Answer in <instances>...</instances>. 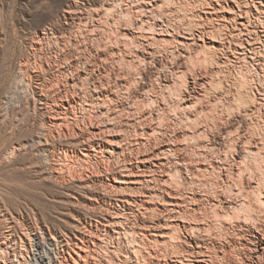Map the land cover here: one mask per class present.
<instances>
[{"label": "bare ground", "instance_id": "bare-ground-1", "mask_svg": "<svg viewBox=\"0 0 264 264\" xmlns=\"http://www.w3.org/2000/svg\"><path fill=\"white\" fill-rule=\"evenodd\" d=\"M176 1L74 0L32 37L34 54L54 37L52 56L33 68L14 60L0 138L16 113H32L36 131L0 139V167L31 151L44 181L84 191L60 201L85 218L75 236L30 215L23 224L0 189V264H264V176L245 166L264 140L248 150L226 123L264 113V75L247 88L232 60L264 72V0H199L204 19L170 33L156 14ZM109 12L111 32L79 31Z\"/></svg>", "mask_w": 264, "mask_h": 264}, {"label": "rangeland", "instance_id": "rangeland-1", "mask_svg": "<svg viewBox=\"0 0 264 264\" xmlns=\"http://www.w3.org/2000/svg\"><path fill=\"white\" fill-rule=\"evenodd\" d=\"M73 1L74 0H0V78H1L0 79V93H1L0 96H3V93L5 92V89H6L5 84L10 77V73L12 72V70L14 68V62L17 60V57H18V59L21 58L22 60H27L29 67L33 68L35 66V64H38L42 59L45 60V59H48L52 56L53 50H54L52 47H55V46H53V44L56 41V39L54 37L51 39L50 42L44 43L42 51H39V52L37 51L36 52L37 54L36 53L34 54L35 51L33 49H31L32 37H33L35 31L37 30L36 28L39 29L40 26L41 27L44 25H47V26L48 25H54L55 26V24L60 25L61 21L58 19V16L56 14H62L63 10H65L70 4H72ZM86 1L90 2L92 5H94L96 7H97V5L99 6V4H100V0H86ZM178 1H176L175 6H174V3H172V5H170V3L168 5V2L165 3V5H168V6L163 5L164 9L166 8L165 9L166 11L162 8V11L157 12V14H156L158 16L160 13L159 18L161 19V23H163V21H164L163 24L166 23L167 26L169 25L170 28L167 27L166 25L164 27H166L165 29L167 31H169V32L171 31L170 33H173L174 31H176L177 30L176 28H183L184 25L187 26V23L189 24L188 26L193 25L192 22H194V24H196V22H197L196 19L199 18L198 20H200L204 17L203 14L200 12V9H198L199 6H201V2L199 0H197V1L196 0H188V1L187 0H178ZM205 1L203 0L204 5L207 3V0H205ZM203 2H202V6H203ZM181 10H184V11H181ZM161 12L162 13L165 12V13H163V15H162ZM110 13L111 12H109L107 14V16L105 15V17L103 16L105 19L101 18L102 23H105V24L98 25L100 27H98L96 25L97 22L94 21V18L90 17L88 19L87 23H83L81 25L79 31L84 33V34H87L88 32H91V30L94 28L93 32L91 34H93L94 37H96V39H97V35H98L99 31H102L105 29L104 32H106V33L111 32L110 27L112 25V23H111L112 22V14H110ZM184 13L185 14L187 13V14L185 15ZM156 15H155V17L158 18ZM196 15L199 17H197ZM193 16H195V17H193ZM161 17H163V18H161ZM192 18H193V20H192ZM92 19H93V21H92ZM190 20H192V22ZM173 21H174V25H173ZM92 23H93V25H91ZM180 23H182V24H180ZM176 25H178V26L176 27ZM95 26H96V28H95ZM172 26H173V28H172ZM101 27H103V28H101ZM227 31H229V29H227ZM216 32H218V31H216ZM219 32H222L221 34H223L225 32V30L223 29L222 31L220 30ZM261 48H263V47H261ZM197 54L196 53L194 55L192 54V57L195 58L196 60H199V59L201 60L202 54H201V56H200V54H198V55ZM198 56H199V58H198ZM173 58H176V57H173ZM232 60H234L233 62H234V64H236V67L240 66V64H241L242 68H240V69L242 70V73L245 72L247 74V75L245 73L239 74V75H242V77L244 75L247 76V77H244V79L247 80V81L245 80L246 82L244 81L246 83L244 86H247V88H248V85L250 87L263 85V82H261V81H262V77H263L262 74L264 75V72L261 71V69L254 66V64L251 65V63L238 62L237 58H235V57H233ZM151 66H153V68L156 69V72L159 69L156 67L155 62L151 63ZM158 66L161 68V66L159 64H158ZM2 68H4L5 71H3L4 69H2ZM240 69H239V71H240ZM259 70H260V73H259ZM163 72H164V70L162 69V73ZM6 74H8V75H6ZM257 74L259 75V77ZM52 75L54 77H56L57 79H62L64 77V72L60 68L59 63H58V67L56 68V70L53 72ZM249 77H251V78H249ZM47 80L49 81V78ZM247 83H249V84H247ZM1 91H3V92H1ZM16 109H17V107H16ZM29 114H27L26 116H21L19 113H16L14 115V117H12V118L10 117V119H7L5 121L4 130L1 133L2 135L0 138L3 141V142L1 141L2 143H4V141L5 142L10 141L9 143H11V142L15 141L16 139H19V137H23L22 135L27 136V135L32 134L36 131V130H34V128H36V127H35V124L33 122L34 121L33 115H32V113L30 115ZM255 114H257V115H255ZM249 117H250V119H248V121L245 125L243 123L242 125H239V126L237 125L238 123H236V121L233 122V120H231V122H230L229 120L228 121L226 120V123L229 127H232L233 130H236L238 128L237 130H239V132H241L240 134H242V137L245 136V138L243 137V140H245V143L247 142L246 145L244 144V146H246V148H247V146L248 147L253 146L250 143L255 144V142H260L261 139L264 140V136H263L264 135V128H263V126H264V122H263L264 121L263 120L264 119V113L260 112V111L255 112ZM249 120H250V122H249ZM8 121H10V122H8ZM28 123H30V124H28ZM18 127H20V128H18ZM31 127H33V128H31ZM23 128H26L28 130L23 129ZM17 129L20 130V132ZM22 131H23V133H21ZM9 137H10V140H9ZM250 137H252L254 140ZM249 138H250V140L247 141L246 139H249ZM250 141H252V142H250ZM8 142H6V143H8ZM250 154H252V153H250ZM255 155H253V154L252 155H249V154L246 155V159H245L246 160L245 166L247 167V168L245 167L246 171L247 172L251 171L252 174L255 173L254 174L255 177L256 176L259 177L261 174L264 176V172H263L264 171V168H263L264 167V162H263L264 161V155H256V156ZM258 156H259V158H258ZM257 158H258V160H255ZM256 161L259 163H257ZM11 164L13 166H11ZM40 165H42V162L39 161V159L31 151H28V152L24 153L23 155L21 154L20 156H18L17 159L13 163H10V165L4 166V167L1 166L0 167V177H2V178H1L0 186L3 185V187L0 189L2 192L3 200L14 211H17L19 214H22V215H20L21 216L20 220L23 224H26L29 221V215H30V216H32L31 219L33 218V221H35L34 219H36V221L38 220L37 222L40 224H44V222L46 224H48L49 227L51 228L52 232H54V233L59 232V233H62L63 235L65 234V236H75L76 231L73 228H71L72 227L71 223L74 221H76V222L78 221V223H80L81 220L82 221L84 220L85 214L82 213L83 211H81L80 206H78V205L70 206V205H67L65 203L68 206V209H67L66 205L64 204L63 201H64V199L66 200L68 198V196H67L68 194H71V195L75 194L73 196L77 197L76 200H79V198H81V195L84 193V191L83 190L78 191L79 189L76 188L74 186V184H71V187H70V185L69 186L67 184L62 185L60 183L63 186V187H61L60 184L55 183V181L54 182H52L51 180L47 181L48 179H45L46 181H44V176L42 174V167ZM248 166H249V168H248ZM260 168H262V169L260 170ZM35 169H37V170H35ZM39 169L41 170L40 174H38L40 172V171H38ZM255 169L257 171H255ZM34 170L38 171V173H35ZM3 171H4V173H3ZM262 175L260 176L261 178L259 177L260 180L264 178ZM40 177L42 179H40ZM257 177H256V179H257ZM3 178H4V180H3ZM4 181H7L8 184L5 183ZM54 183L56 186L53 185ZM17 184H19V185H17ZM13 194H14V196H13ZM65 194H67V195H65ZM7 195L8 196L10 195V196L8 197ZM30 195H31V197H30ZM4 197H6V198H4ZM64 197H67V198H64ZM12 198L17 203H14ZM5 199H7V200H5ZM8 199H10V200L7 203ZM60 200H63V201L61 202ZM26 202H27V204H26ZM21 204H23L24 207ZM27 205H28V207H27ZM21 211H22V213H21ZM35 215H36V217H35ZM80 226H82V225H80Z\"/></svg>", "mask_w": 264, "mask_h": 264}]
</instances>
